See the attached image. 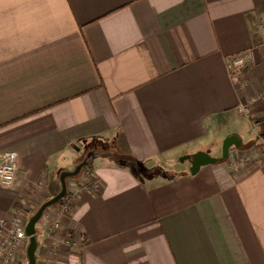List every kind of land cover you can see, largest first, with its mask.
Masks as SVG:
<instances>
[{
	"label": "crops",
	"instance_id": "0c3cea01",
	"mask_svg": "<svg viewBox=\"0 0 264 264\" xmlns=\"http://www.w3.org/2000/svg\"><path fill=\"white\" fill-rule=\"evenodd\" d=\"M263 21L264 0H0V217L88 159L38 264H264Z\"/></svg>",
	"mask_w": 264,
	"mask_h": 264
},
{
	"label": "built area",
	"instance_id": "2783aa9c",
	"mask_svg": "<svg viewBox=\"0 0 264 264\" xmlns=\"http://www.w3.org/2000/svg\"><path fill=\"white\" fill-rule=\"evenodd\" d=\"M261 27L264 35V21L262 22ZM250 63L251 55L246 52H241L228 57L227 67L231 75L238 78L243 74V71L250 65ZM240 111L245 113L250 112V110L246 107L240 108ZM259 153L261 157H264V144L260 146ZM18 169L19 155L17 151L7 150L0 153V186H12L16 179ZM87 176L89 177L88 173ZM80 183L82 182L80 181ZM68 186V193L64 198V204L62 206L61 203L58 204V207H55L54 210L57 208L59 212L65 213L69 212L71 209V202L76 199L80 191L79 187H81V184L75 182L73 184H69ZM29 204V198H22L17 204L18 206L17 209H15V215L11 220L7 221L5 218L0 217V230L2 228L7 229V232L0 238V264L13 262L17 259L21 248L24 247V250L26 249L27 235L24 228L28 219H25L26 217L24 212ZM48 208L46 209L40 222L43 221L46 223V225L44 224V228L42 230L53 233L59 228L60 220L51 218L50 216H52V212L50 214L47 213ZM76 241L77 240L74 236H69V238H67L68 246H74V248H76L75 246L77 245Z\"/></svg>",
	"mask_w": 264,
	"mask_h": 264
},
{
	"label": "water",
	"instance_id": "95a60500",
	"mask_svg": "<svg viewBox=\"0 0 264 264\" xmlns=\"http://www.w3.org/2000/svg\"><path fill=\"white\" fill-rule=\"evenodd\" d=\"M236 137L231 136L225 141V147L227 149L226 156H229V147L233 144V141H236ZM206 160V156L204 154H198L196 156V161H194V165H198ZM88 159L79 162L72 167L64 170L60 174V182L61 188L60 190L45 200L36 210L35 212L28 218L25 224V233L27 235V245L25 249L27 264H38V251L40 248V238H39V229L38 225L41 221L46 209L58 203L61 199L65 198L68 193V182L67 180L71 177L78 176L83 168L87 166Z\"/></svg>",
	"mask_w": 264,
	"mask_h": 264
},
{
	"label": "rangeland",
	"instance_id": "374dc122",
	"mask_svg": "<svg viewBox=\"0 0 264 264\" xmlns=\"http://www.w3.org/2000/svg\"><path fill=\"white\" fill-rule=\"evenodd\" d=\"M235 156V155H234ZM181 158H182V156H181ZM181 158H179V160H181ZM175 159L177 160V162H178V164L180 163L179 161H178V158L177 157H175ZM221 162H224V160H222ZM61 203V206L64 204V198L63 199H61L58 203H56L55 205H53V206H51V207H49L48 208V210H47V213H51V212H53V210H54V208L55 207H58L57 205L58 204H60ZM30 205V204H29ZM15 215V214H14ZM30 216L28 215V218H29ZM25 219H27V217L25 218ZM39 229V228H38Z\"/></svg>",
	"mask_w": 264,
	"mask_h": 264
},
{
	"label": "trees",
	"instance_id": "16d2710c",
	"mask_svg": "<svg viewBox=\"0 0 264 264\" xmlns=\"http://www.w3.org/2000/svg\"><path fill=\"white\" fill-rule=\"evenodd\" d=\"M252 145H258V144H257V142H254V144H252ZM258 146H259V145H258ZM149 171L154 172V173H157L158 171L160 172L161 170H160L159 168H154V169L149 170ZM88 172H89V171H88ZM16 206H18V205H16ZM36 209H37V208H36ZM36 209H34L33 211L35 212ZM34 212L31 211L28 215L31 216ZM26 261H27V259H26ZM26 264H27V263H26Z\"/></svg>",
	"mask_w": 264,
	"mask_h": 264
}]
</instances>
